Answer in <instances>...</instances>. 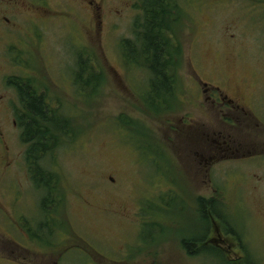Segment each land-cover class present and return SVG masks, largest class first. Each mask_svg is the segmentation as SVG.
<instances>
[{"label": "rangeland", "instance_id": "obj_1", "mask_svg": "<svg viewBox=\"0 0 264 264\" xmlns=\"http://www.w3.org/2000/svg\"><path fill=\"white\" fill-rule=\"evenodd\" d=\"M50 1L51 21L0 33V264H243L215 220L207 243L224 258L184 250L202 230V198L224 206L264 264V0H176L173 95L157 109L143 98L149 72L126 62L121 45L134 38L141 0H98L101 19ZM80 57L99 75L97 90L75 84ZM197 75L244 105L229 121L239 152L220 153L225 125ZM17 81L70 127L48 159L57 197L45 209L13 123ZM48 216L55 233L34 237Z\"/></svg>", "mask_w": 264, "mask_h": 264}, {"label": "trees", "instance_id": "obj_2", "mask_svg": "<svg viewBox=\"0 0 264 264\" xmlns=\"http://www.w3.org/2000/svg\"><path fill=\"white\" fill-rule=\"evenodd\" d=\"M177 7L176 0H141L143 13L134 24V38L125 40L121 44L126 62L145 68L149 72L147 96L143 98L153 109H157L159 104L167 102L173 95L174 83L170 78V69L175 55L172 50L171 32ZM87 65L88 68H85ZM77 66L79 70L74 73V81L81 92L85 87L89 90L91 87L96 89L99 75L93 72L95 68L90 61L85 63L80 57ZM24 83L17 85L23 109L17 111L16 117L23 129L22 140L27 145L26 162L33 182L38 191L42 190L46 193L42 201L45 209L48 205H53L57 197L56 177L48 167V159L55 157L60 141L71 132L69 125L63 121L60 110L50 105L44 96L38 95L30 83ZM197 202L202 230L193 232V235L182 241V246L189 255L209 253L224 258L220 250L208 247L207 243L208 238L213 234L212 226L214 227L215 220L219 226H222V232L241 246L244 252L243 264H262L252 256L250 250H247L240 228L232 220L231 215L225 213L224 206L219 201L202 198ZM51 221L48 216L46 222L43 221L44 223L39 225V233L33 230L32 235L38 239H45L47 231L53 235L55 230L52 229ZM46 227L47 230H44ZM227 264L232 263L230 261Z\"/></svg>", "mask_w": 264, "mask_h": 264}, {"label": "flooded vegetation", "instance_id": "obj_3", "mask_svg": "<svg viewBox=\"0 0 264 264\" xmlns=\"http://www.w3.org/2000/svg\"><path fill=\"white\" fill-rule=\"evenodd\" d=\"M61 8H67L74 10L75 13H79V6L85 5L90 7L92 17L101 19V13L103 12L102 6L98 0H56ZM102 2V0H100ZM141 10V9H140ZM56 11H53L50 0H0V33L16 32L17 28L24 22H30L31 24H37L41 21H51ZM80 14V13H79ZM95 19V22H96ZM98 21V20H97ZM94 22V23H95ZM198 76V85L202 87L199 96L204 97L205 101L214 108V112L220 116V120L225 126H221L222 131L219 133V137L224 139V143L220 146V153H237L242 146L238 143V138H235L231 133V127L229 121H232V116L238 110L246 112L243 104L237 99H231L229 96L224 95L221 87L212 85L208 82H204L200 75ZM18 83L24 82H11L10 84L17 89ZM25 84V83H24ZM18 98L20 99L19 95ZM21 101V100H20ZM238 115V114H237ZM16 128H21L18 119L13 120ZM0 141L3 138V131L0 123ZM237 136V135H236ZM235 145V147H233ZM239 148V149H238Z\"/></svg>", "mask_w": 264, "mask_h": 264}]
</instances>
